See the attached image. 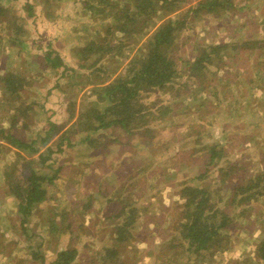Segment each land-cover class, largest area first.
Instances as JSON below:
<instances>
[{
  "label": "rangeland",
  "instance_id": "rangeland-1",
  "mask_svg": "<svg viewBox=\"0 0 264 264\" xmlns=\"http://www.w3.org/2000/svg\"><path fill=\"white\" fill-rule=\"evenodd\" d=\"M85 1L0 0L14 17L13 24L9 14L0 18V76L11 73L23 83L11 95L0 89V214L17 210L2 173L21 178L24 163L16 153L29 157L5 136L29 143L37 136L43 138L50 124L57 128L46 147L36 153L51 151L38 167L43 175L53 177L52 184H45L48 200L27 217L23 227L18 214L6 226L5 216H0V264H51L60 251L68 249H76L70 264H89L99 249L112 246L118 222L114 217L131 206L136 210L134 249L121 255L127 264L248 260L264 264L254 252L264 235V194L238 208L229 200L243 180L245 184L258 179L259 187L264 186V0H231L229 8L210 15L190 17L186 6L163 16L144 34L136 35L120 57L97 64L101 72L93 76L77 68V50L103 32L108 20L86 10ZM186 14L190 22L175 32L169 53L178 71L176 79L167 92L155 90L143 97L153 114L163 106L166 116L147 126L150 135L129 136L134 130L127 126L124 132L119 124L100 128L95 142L85 148L73 128L78 117L105 104L91 94L100 82L95 77L105 78L114 69V75H121L163 20L182 19ZM18 26L24 32L17 36L23 45L8 44L3 30ZM220 45L221 50L211 51ZM47 51L58 55L66 70L51 68L45 59ZM204 52L209 63L197 64L201 67L198 77L187 76L189 63ZM93 117L89 122L97 126ZM61 137H69L75 146H63V153L57 154ZM36 154L29 158L35 159ZM15 166L19 170L14 174ZM185 186L215 190L221 199L216 206L234 209L235 223L227 232L231 246L209 261L200 263L198 255L188 257L174 242Z\"/></svg>",
  "mask_w": 264,
  "mask_h": 264
},
{
  "label": "trees",
  "instance_id": "trees-1",
  "mask_svg": "<svg viewBox=\"0 0 264 264\" xmlns=\"http://www.w3.org/2000/svg\"><path fill=\"white\" fill-rule=\"evenodd\" d=\"M230 1L86 0L85 9L92 12L95 16L108 20V23L104 25L103 32L96 35L94 40L92 39L77 50V68L89 71L91 76L97 72L100 73L101 68L95 67L97 64H102L106 58L117 59L120 57L121 51L132 43L136 35L144 34V30L149 29L150 24L155 23L157 19L163 16L166 18L165 16L176 13L186 8V6L189 8L190 17L199 16L200 13L210 15L229 8L231 6ZM94 2L97 3L96 6L91 5ZM27 7L28 12H31V6ZM10 11L8 7L0 5V18L8 14L12 16ZM187 14L182 19L181 17H168L163 20L164 22L159 26L157 32L147 38L143 48L140 49V54L128 60L121 75H114V71H116L114 69L105 78L95 77L100 82H98L97 87H92L91 94L95 97L96 102H105V104H103L101 109L91 106V110L89 109L90 111L83 113V117H78L77 125L72 128L75 130L74 133L76 135L79 134L81 136L79 143L93 144L96 140V131L112 124H119L124 132L125 130L127 131V126H130L134 131L127 134L129 136L133 134L141 136L146 133L150 135L147 131V126L157 120L159 121L160 117L162 119L166 116L163 106H160L162 108L160 110L156 107V113L153 114L148 105L143 102V97L155 90L167 92L171 88L172 82L176 79L178 71L169 53L176 37L175 32L183 30L187 26L186 24L190 22L187 20ZM30 15L31 13H29ZM3 21L4 19H1V24ZM13 23L14 17L12 16ZM8 28L3 30L7 34L6 40L8 44L19 43L20 46L21 44L23 45V40L19 39L18 41L17 38L18 35L24 33L22 32V27ZM220 47L224 46L212 47L211 51L221 50ZM45 59L50 63L51 68L66 70L59 56L51 51L46 52ZM209 61L207 53L204 52L194 63H189L188 70L186 69L188 72L187 76L198 77L201 73V67L197 64H201V62L209 63ZM87 62L89 63L87 64ZM110 75L111 80L106 81ZM0 84L3 94L11 95L23 88L22 79L11 73L2 74L0 76ZM92 115L95 121H98L97 126H93L89 122ZM103 115H113V118L104 119ZM82 120L83 123H80ZM50 126L51 128L49 127L48 130H45L43 138L37 136L34 141L29 143H22L9 134L5 138L12 146L14 145V147L21 149L23 152H27L28 156L32 157L38 150L46 147L51 138L50 133L53 134L55 129H57L53 124H50ZM68 138L61 137L60 142L56 144L57 154L63 153V146H75V143H72V140ZM143 145L141 144V146ZM210 150L213 156L217 154L213 146ZM50 154L49 148L44 149L39 155L36 154L35 159L29 157L25 159L16 153L17 159L24 163L22 164L24 173H19L21 178L15 179L13 174L9 172L2 173L4 181H7L8 194L17 202V213L21 218L20 224L22 227L27 222V217L38 208L40 203L48 200L45 184H52L53 177L50 178L49 175H43V171L38 167L44 164ZM214 159L212 157V160ZM18 170L16 166L12 168L14 174ZM256 181V183L248 182L245 184L243 183L244 180L242 181V185L237 187L236 192L229 199L232 201L231 205H234L233 208L248 205L250 200L264 194L262 190L264 186L260 188L258 179ZM249 192L251 193L246 195ZM181 196L184 202L180 206L176 221L177 229L174 240L176 246L183 249L181 253H186L188 257L198 255L201 263L209 261L216 253L228 250L231 246V240L227 232L232 229L235 223L234 219L236 216L232 215L231 212L234 209L230 208V206L227 210L225 208L224 210L219 209L216 206V202H220L221 199L215 190L211 192L203 188L185 186ZM235 202H238V204H234ZM135 212L136 210L131 206L129 210L121 211L114 217L118 222L114 226L112 246L99 249L101 251L96 254V257L89 264H127L126 259L122 258L121 255L128 248L134 249L132 227H134L136 222ZM53 222L51 223L52 228H56V221ZM254 252L256 258L264 259V235L255 244ZM75 258L76 249L62 250L51 264H70ZM231 264L253 263L248 260L243 263L232 262Z\"/></svg>",
  "mask_w": 264,
  "mask_h": 264
},
{
  "label": "crops",
  "instance_id": "crops-1",
  "mask_svg": "<svg viewBox=\"0 0 264 264\" xmlns=\"http://www.w3.org/2000/svg\"><path fill=\"white\" fill-rule=\"evenodd\" d=\"M91 144H84L83 146L85 147V148H87V147H89ZM3 178V177H2ZM3 182V180L1 179V177H0V183H2ZM3 187V186H2ZM4 203V202H3ZM17 210H14V209H10L9 211H8V209L7 210H4V213L3 214H0V216H5L4 217V219H3V221H5V225L4 226H6L7 225V223H8V221H9V219H13V216L14 217H16L17 216ZM1 226V225H0ZM3 229H6V228H3Z\"/></svg>",
  "mask_w": 264,
  "mask_h": 264
}]
</instances>
